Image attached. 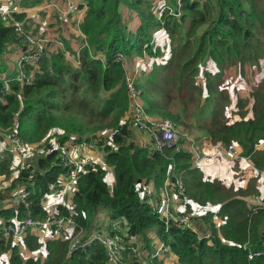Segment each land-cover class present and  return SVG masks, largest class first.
<instances>
[{
    "label": "trees",
    "instance_id": "1",
    "mask_svg": "<svg viewBox=\"0 0 264 264\" xmlns=\"http://www.w3.org/2000/svg\"><path fill=\"white\" fill-rule=\"evenodd\" d=\"M44 1L52 0H33L31 4ZM164 6L174 12L166 10L159 15ZM126 8L134 11L140 22L134 32L123 15ZM16 18L22 21L26 16L17 14ZM204 26L206 29L200 31ZM81 30L85 39L81 40L79 66L72 65L64 52L48 54L32 84L13 80L10 90L0 94V128L16 130L31 147L43 141L46 144L45 154L23 166L11 185L0 192V219L8 223L29 217L45 220L46 199L68 172L60 158L63 148L67 143L96 142L104 155L103 163L89 166L81 174L72 210L63 205L57 208L59 214L73 215L85 231L84 239L103 230L98 222L108 214L112 223L124 220L129 226L126 240L130 247L143 244L152 256L156 249L151 234L169 248L179 264H264V200L263 206L249 204L251 197L259 195V177L238 189L220 180H206L194 150L183 147L182 142L193 138L187 134L178 146L163 151L137 145L131 128L126 71L117 58L121 54L125 59L154 60L149 73H140L138 84L148 116L169 119L176 128L186 126L183 133L199 129L214 145L236 143L241 157L249 159L259 173L264 172V76L253 83L248 99L238 96L234 100L225 84L232 69L246 76L263 67L264 0H88ZM160 32L168 38L166 46L158 43L156 35ZM18 41L21 39L14 27L0 18V55ZM210 61L213 68L208 67ZM233 101L241 115L237 120L230 117ZM192 109L199 119L203 117L198 124L185 121ZM106 131H110V139L105 141ZM52 132H56L52 137L57 142L49 137L47 142ZM13 160L10 155L0 162L1 177L13 176ZM111 168L115 173L112 188L107 183ZM177 177L186 187L187 195L181 198L188 201L183 202L185 212L192 216L193 229L165 224L152 206L159 201L165 181ZM142 183L155 188L151 199L142 196ZM21 187V192L30 193L26 203L20 202ZM191 203L219 206V211L195 220ZM216 217L222 219L221 225L214 222ZM198 220L207 225L210 238L202 237L195 222ZM42 247L45 259L33 255ZM7 252L11 255L4 262L2 257ZM126 253L135 257L129 264H145L146 259L140 260L131 249ZM0 261L107 264V254L96 241L71 251L65 240L44 243L40 234L32 233L16 242L0 231ZM152 264L167 263L153 257Z\"/></svg>",
    "mask_w": 264,
    "mask_h": 264
},
{
    "label": "built area",
    "instance_id": "2",
    "mask_svg": "<svg viewBox=\"0 0 264 264\" xmlns=\"http://www.w3.org/2000/svg\"><path fill=\"white\" fill-rule=\"evenodd\" d=\"M48 6H52L54 9H58L63 19L69 17V15L80 11L82 5H78L75 2L68 0L65 6L61 8L54 0L47 1ZM87 7V5H84ZM174 12L171 8L164 6V10ZM165 10V11H166ZM18 11L4 7L0 4V18L7 26L14 27L16 35L22 41V49L18 60V74L13 79H5L0 83V94L3 90H10V83L13 80L19 81L23 84H32L36 72L39 70V64L44 57L48 54H54L58 52H66L64 41L53 34H45L46 29L35 31L33 28L28 27L27 18L19 21L16 18ZM177 17H180L178 14ZM85 47V46H84ZM67 55H70L66 52ZM74 57V56H72ZM117 58L123 62V66L126 63L125 57L118 54ZM79 55L75 59V64L79 66ZM136 71L133 74H126L125 81L127 91L130 97L132 115H131V128L135 131L148 135L151 138V144L153 150L163 151L165 148L171 149L178 146V132L176 125L169 119L151 118L147 115L145 107L142 101V91L138 88V78L141 73V67L143 66L145 59H136ZM29 68V71L27 70ZM0 140H6L8 144L0 142V162L8 160L10 155L18 156L22 159L30 151L31 146L24 141L19 133L12 130H2L0 128ZM191 143L194 152L201 157L203 149L199 148L195 139L188 138ZM218 153H222L228 160L238 161L242 159L239 146L236 143L229 144L228 146L220 145ZM264 147V142L262 143ZM88 149L92 152L96 150L95 142L88 144ZM62 163L68 167V172L62 176L54 187L52 195H67L71 191L76 192V188L81 177V174L88 169L89 166L98 164V160L93 159L91 156H79L73 152L72 149L64 148L60 154ZM199 166V160L197 161ZM260 191L262 192L259 198V206H263L264 200V172L261 173L259 180ZM140 191L143 197L151 199L154 196L156 190L152 184L142 183L140 185ZM159 201L153 204L156 213L165 222V224L174 223L182 228L193 229L192 216L184 211H179L176 205L177 199L188 202L181 197L186 196V187L183 180L179 177L176 179L168 178L164 186L159 190ZM20 202L26 203L30 193L20 192ZM47 208V206H46ZM48 210V208H47ZM72 212V211H71ZM124 220H117L108 226L107 230L96 232L89 238H85L84 229L80 228L73 215H62L57 213L56 210H48V215L45 220L40 221L34 218H27L23 222H6L0 219V231L4 234L6 239L12 240H24L29 234L36 233L49 239H61L68 241L70 244V250L74 251L78 248H84L93 242L101 243L107 254V264H126L125 254L129 249L133 253L136 252V247H130V242L126 240L127 229ZM211 232L202 233V237L210 238ZM170 255V250L163 243L158 248V251L153 257H158L162 254ZM260 255V254H258ZM250 259H253V254L250 255ZM0 264L2 263L0 261Z\"/></svg>",
    "mask_w": 264,
    "mask_h": 264
},
{
    "label": "crops",
    "instance_id": "3",
    "mask_svg": "<svg viewBox=\"0 0 264 264\" xmlns=\"http://www.w3.org/2000/svg\"><path fill=\"white\" fill-rule=\"evenodd\" d=\"M27 1V2H25ZM33 0H0V4L4 7H9L10 9H15L18 11V14H24L26 16L27 23H28V27L33 28L35 31H39L41 29H46L47 27L50 28L49 29V34H53L54 36L59 37L62 41H64L65 44V48H66V52H68L70 55H67L66 52H64L66 54V58L67 60L75 66V59L78 57V55H80V51H81V40L85 39V36L81 30V25L84 22L87 14H88V0H71L73 2H75L78 5H82V7L80 8V11L69 15L68 18L63 19L61 13L58 11V9H54L52 6H48V2L44 1L41 4L38 5H32ZM56 2V4H58L61 8H63L65 6V3L68 0H54ZM84 5H87V7H85ZM134 11H131L130 9H124L123 10V15L124 17L127 16L128 19L130 20L129 23V30L130 31H136L139 26H140V22L138 20V18L136 17L135 14H133ZM164 32H160L156 35V37L158 38V43L166 46L168 44V38L167 36L164 35ZM155 39V38H154ZM21 49H22V42L18 41V42H13L10 43L7 46L6 51L4 52V54L0 55V82H2V80L5 79H13L17 76L18 74V60H19V55L21 53ZM75 54V55H73ZM74 56V57H72ZM168 57V56H167ZM137 58H141V57H131V58H127L126 59V63L124 65L126 74H133L136 71V62H137ZM145 62L143 64V66L141 67V72L146 71L147 73H149V71H151L152 67L154 66V60L150 59L148 60L147 58H144ZM209 68H213V64L210 61L209 62ZM233 70V69H232ZM236 71V69H235ZM230 72V71H229ZM144 73V72H143ZM140 77L138 78V84H140ZM227 85V80L226 83ZM232 88H236V87H232ZM243 89V88H242ZM244 91H246L245 89H243ZM237 91V93H236ZM236 91H234V89L231 92V95L233 97L234 100H237V97H241V88H237ZM236 95V97H235ZM250 96L249 92L245 93L244 99H248ZM242 98V97H241ZM131 103V102H130ZM236 102L233 101L232 104V109L230 112V117H232V114L235 112H238V116L236 118L239 119L241 118V115L239 114V110H236ZM233 112V113H232ZM247 116V115H246ZM151 118H157V117H151ZM136 136V137H135ZM134 139L135 142L137 143V145L141 146V147H146V146H150L151 144V139L148 135H145L143 133L134 131ZM195 139V138H192ZM0 142H3L4 144H8L6 140H0ZM195 142L197 143V145L199 146V148H202L204 151H212L215 148H220V145H214L210 142H208V139L206 137H203L201 140H196ZM187 143V148L185 149H190L192 147L191 143L188 141ZM81 146H79V144H73V143H67V145L64 148L67 149H72L74 153H76L79 156H91L93 157V159L98 160L97 163H103V153L100 152L98 153L97 151L92 152L88 149V144H80ZM63 148V149H64ZM203 153V152H202ZM99 155V156H98ZM217 156H220L223 161H229L230 164H225L228 168L229 171H231V168H234L237 170H235L236 172H233L231 174H227L228 177H234L235 181H232L231 179L229 180V184L228 185H235V187L238 188H246L250 179L253 177L258 176L259 180L261 177V173H259V171L252 165V163L250 162L249 159H245L242 158L238 161L235 160H228L226 159L222 153H219ZM20 157L18 156H14V160L12 161L13 163V169H15L16 167V162L19 161ZM205 161V170H207L208 175L205 176L206 180H218V178L215 177V170L211 169V164L210 162L214 161L213 158H210L209 156H205L204 159H201V163H203ZM217 164V163H216ZM220 165H217V171H221L220 170ZM226 170V169H225ZM223 170V171H225ZM19 174V173H18ZM17 174H13V176L9 179L5 176L0 177V192L3 189H6L7 187H9L12 183V181L14 179H16ZM238 177H237V176ZM18 176V175H17ZM237 178H239L238 180H236ZM259 180L257 182V190H258V197H260L261 195V191L260 189L262 188L260 186ZM107 183L109 185L110 188H112L114 186L115 181H112V177L109 175H107ZM264 189V188H263ZM76 192H70L69 194H65V195H61V199L60 200H56L55 195L53 196L52 194L50 196H48V198L46 199V206L48 208V210L52 211V210H56L60 205L67 207L68 209L72 210V206H73V198L75 196ZM258 197H251L249 199V204H251L252 206H259L256 203H259V198ZM192 204V203H191ZM176 205L178 206V210L179 211H184L183 209L186 208V204H184V202L180 199H177L176 201ZM202 207V206H200ZM207 207L208 210H210V212H217L219 211V206H213V205H207L204 206ZM192 208V207H191ZM192 214L196 220V218L199 215H203L208 213L207 211H205L202 208H192ZM112 220L110 219V217L107 215H103L102 218L100 219V223L99 225H102V231L107 230L108 226L111 225ZM196 222V226L199 228H201V232L206 233V232H210L207 225H205V223L203 224L201 221H195ZM215 223H218L219 225H221L223 223L221 218L216 217L214 219ZM151 237L155 238L154 241V249L155 253L157 251V249L161 246L162 242L159 241L158 237H155L153 234H151ZM49 240V237H48ZM141 246L143 247L144 245L141 244ZM143 257L144 259H146V261H143L145 264H152V259H153V254H150L148 249L143 247ZM154 253V254H155ZM166 256H158V258L160 260L165 261L167 264H179L178 263V258L175 257V255H168V258H165ZM165 258V259H163Z\"/></svg>",
    "mask_w": 264,
    "mask_h": 264
},
{
    "label": "rangeland",
    "instance_id": "4",
    "mask_svg": "<svg viewBox=\"0 0 264 264\" xmlns=\"http://www.w3.org/2000/svg\"><path fill=\"white\" fill-rule=\"evenodd\" d=\"M25 2H27V1H25ZM163 9H164V7H162L160 9L159 15H162L165 12L166 9L164 11H163ZM174 15L175 16H178V14H176V13H174ZM49 29L50 28L47 27V31H46L45 34H48L49 33ZM205 29H206V26L202 27L200 29V31L203 32ZM262 76H264V64H263L262 69L257 70V71H254L253 74L249 72L246 76H241L239 74V71L238 70L235 71V69H233L230 72H228L227 75H226V80H227L226 89L230 92V97L233 98L232 95H231L232 90L234 89V91H236L237 88H241V90H242L241 91V97L244 99L245 93L246 92H249V90L252 87L253 83H255L257 80H259ZM232 87H236V88H232ZM242 88L245 89L246 91H244ZM236 93H237V91H236ZM235 97H236V95H235ZM206 105L209 106L210 104L208 102H206ZM236 110L237 111L239 110L238 107H236ZM194 113H195L194 109H192L190 112H188L187 113V117L185 118V121H190V122L193 121L195 124H198L203 117H201L199 119L197 117V115H194ZM250 113L251 112L249 111L248 114H250ZM237 116H238V112L233 113L231 120H236ZM185 129H186V126H185V128L177 126L178 144L180 142H182V137L185 136L183 134L190 135L193 138H195L196 140H201L204 136H206V134L203 131L199 130V129H195L191 133H188V132L187 133H183V130H185ZM52 134L54 135V134H56V132H52L50 135H47V137H46L47 138V142H48V137H49V139H51V142H52V139H53V142H57V138L52 137L53 136ZM103 134L105 136V141L110 139L109 138L110 131H106ZM208 142L212 143L209 139H208ZM95 144H96V142H95ZM182 144H183V147L184 148H187V143L185 141L182 142ZM45 146H46V144H45L44 141L41 142V143H39L37 146L36 145L35 146H32L31 149H30V151L27 153V155L23 157L24 159H20L19 161L16 162V167H15V169H13L14 170V173L18 175V173L20 172V170H21V168L23 166H26V165L30 164V162L33 163L35 159H37V158H39V156L45 154ZM79 146H81V145L79 144ZM95 151H97L98 153H100V149L97 147V144H96V150ZM218 154H219L218 153V148H215L212 151H204L203 150V153H202L201 157H199L195 153L196 163L199 160V166H198V168L203 172L204 176H207L208 173H207V170H205V161L203 163H201V159H204L205 156H209L210 158H213L214 161L210 162V164H211V169H213V170L216 171L215 172V177L218 178V180L222 181L223 183L229 184V180L230 179L232 181H235V179H234V177H230V176L228 177L227 174H231L233 172H236L235 170H237V168L236 169L231 168L232 170L229 171L228 168H227V166L225 165V164H230L229 161H223V159L220 156H217ZM103 157H104V155H103ZM14 165L12 164V168H13ZM217 165H220V168L222 169V170L220 169L221 171H217ZM223 170H225V171H223ZM108 173L112 177V181H115L114 169H112V168L109 169L108 170ZM17 175H16V177H17ZM238 179L239 178H237L236 180H238ZM22 190H23L22 187L19 188L18 193H20ZM55 197H56V200L57 201L61 199V195L60 194L55 195ZM2 204L7 205L8 202H3ZM191 207L192 208H195V207L202 208L205 211L210 212V210H208L207 207H200V206H198V205H196L194 203L191 204ZM41 239H42V241L44 243L46 242V240H48L47 238L43 237L42 235H41ZM15 241L18 242L19 240H15ZM21 241H19V242H21ZM18 244L20 245L19 248H21L24 251L23 245H21V243H18ZM142 248L143 247L141 246V244L136 245V252H135V254L138 256V258L140 260H143L144 259V257H143V253L144 252H143ZM157 251H158V249H157ZM168 254L169 253H167V254L164 253V254L160 255V257L163 256V255H165L166 256L165 258H168ZM10 255H11V253L10 252H7L2 257V260L4 262H7L9 260V258H10ZM33 255L34 256H37L39 258L42 257L43 259H45V257L47 256L46 253H45V247H42L39 251H36ZM165 258H163V259H165ZM132 259H135V257L133 255L127 254V253L125 254L126 264H129V261L132 260Z\"/></svg>",
    "mask_w": 264,
    "mask_h": 264
},
{
    "label": "water",
    "instance_id": "5",
    "mask_svg": "<svg viewBox=\"0 0 264 264\" xmlns=\"http://www.w3.org/2000/svg\"><path fill=\"white\" fill-rule=\"evenodd\" d=\"M126 225H127V224H126ZM126 229H127V231L129 230V226H128V225L126 226Z\"/></svg>",
    "mask_w": 264,
    "mask_h": 264
}]
</instances>
